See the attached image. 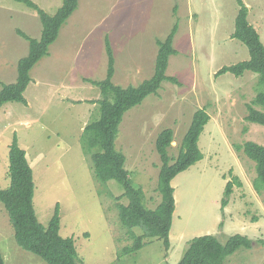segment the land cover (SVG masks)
Returning <instances> with one entry per match:
<instances>
[{
	"label": "rangeland",
	"instance_id": "374dc122",
	"mask_svg": "<svg viewBox=\"0 0 264 264\" xmlns=\"http://www.w3.org/2000/svg\"><path fill=\"white\" fill-rule=\"evenodd\" d=\"M54 1L38 3L54 13ZM80 1L65 26L70 34L64 47L32 70L28 103L11 101L0 107V187L10 185L9 151L16 135L34 171L39 220L47 226L59 204L60 234L74 237L87 264H177L194 237L213 234L226 242L236 233L250 237L252 247L238 249L225 264H264V190L254 187L255 162L236 149L248 140L264 145V125L246 119L247 105L260 88L259 75L250 70L241 76L216 75L223 66L250 57L248 47L232 38L237 0ZM244 2L264 42V0ZM176 23L177 54L170 57L167 75L180 84L164 81L158 93L128 110L116 139L133 182L145 192L144 203L162 215L157 136L173 128L170 154L177 157L194 112L206 107L212 115L199 140L204 158L172 180L176 209L167 249L163 239L152 236L129 212L123 185L95 158L102 151V135L86 126L100 118L95 100L105 93L77 78H106L108 37L116 60L113 82L139 84L154 73L157 39H164ZM18 30L40 38L38 12L24 2L0 0V90L16 80L18 61L29 52V41ZM140 63L143 69L138 71ZM235 176L242 184H234L223 206L226 184ZM137 240L142 245L134 250ZM0 248L5 264H49L18 244L1 201Z\"/></svg>",
	"mask_w": 264,
	"mask_h": 264
},
{
	"label": "trees",
	"instance_id": "16d2710c",
	"mask_svg": "<svg viewBox=\"0 0 264 264\" xmlns=\"http://www.w3.org/2000/svg\"><path fill=\"white\" fill-rule=\"evenodd\" d=\"M17 1L24 2L38 12L42 22V33L40 38H34L18 30L19 34L29 41V52L18 61L16 80L2 85L0 107L11 101L28 103L25 91L33 79L32 69L49 54L50 46L58 39L62 27L79 5V0H63L57 11L51 14L33 0ZM237 3L239 9L232 38L240 40L248 47L250 57L235 64L223 66L216 72V75L231 72L236 76H241L246 70L259 75L260 88L254 99L247 105L246 119L264 125V42L257 28L249 20L247 4L244 0H237ZM177 29L178 23L164 39H157L158 53L154 73L140 84L124 87L113 82L115 57L108 37L106 39L108 56L106 78L100 81L85 78L102 87L105 93L104 98L97 100L100 103V118L86 126L87 130H99L102 135V151L96 153L95 158L104 163L110 178L123 185L124 195L128 198L129 212L149 229L152 236L163 239L167 249L170 247L169 234L176 209L175 188L172 180L204 158L199 140L211 119L210 113L206 107L194 112L177 157H173L169 151L175 140L173 128H165L157 136L156 148L162 161L159 179L165 195L162 215L144 203L145 192L142 186L133 182L130 171L126 168L127 158L122 151L117 149L116 139L123 117L128 110L141 104L150 94L158 93L164 81L180 84L176 76L167 75L170 57L177 54V49L174 47ZM236 149L243 150L255 162L257 176L254 179V187L261 192L264 190V145L248 140L243 144H236ZM9 176L10 185L6 188L0 187V201L8 211L18 244L39 255L49 264H87L79 256L74 237H64L60 234L59 204L56 205L55 212L47 226L39 220L34 204V171L28 160L27 152L20 146L16 135L10 145ZM235 183L242 184L237 176L234 180L227 182L225 197L222 200L223 206L228 204V197ZM252 243L250 237L241 233L231 235L226 242L220 241L213 234L196 236L189 241L187 249L177 264H225L228 256L240 248L252 247ZM141 245L142 241L137 240L133 249H138ZM0 264H5L1 248Z\"/></svg>",
	"mask_w": 264,
	"mask_h": 264
},
{
	"label": "crops",
	"instance_id": "0c3cea01",
	"mask_svg": "<svg viewBox=\"0 0 264 264\" xmlns=\"http://www.w3.org/2000/svg\"><path fill=\"white\" fill-rule=\"evenodd\" d=\"M34 1V0H33ZM35 3H37L40 7H41V5H40V3H38V0L37 1H34ZM55 2V1H54ZM81 3V1L79 0V4ZM55 4H56V6L59 8L61 5H62V3H61V1L60 0H58L57 2H55ZM56 7V8H57ZM78 7H79V5H78ZM42 8V7H41ZM78 9V8H77ZM45 10V9H44ZM56 11H57V9H55ZM55 11V12H56ZM48 12V11H47ZM54 12V13H55ZM49 13V12H48ZM75 13V12H74ZM73 13V14H74ZM51 14H53V13H51ZM72 14V15H73ZM72 17V16H71ZM70 17V18H71ZM69 18V19H70ZM69 19H68V21L66 22V24L62 27V29H61V31H60V34H59V36H58V39L50 46V49H49V54L47 55V56H45V57H51V54L53 53V52H59L63 47H64V45H63V43H64V41L66 42V40H67V38H68V36H69V34H70V30L68 29V28H65V26L66 25H68V22H69ZM251 22V21H250ZM252 23V22H251ZM255 26V25H254ZM68 29V30H67ZM258 30V29H257ZM260 33V32H259ZM169 34V33H168ZM61 35H64L63 36V39L64 40H62L59 44H57L56 46H55V44L56 43H58L60 40H59V38H60V36ZM59 40V41H58ZM58 41V42H57ZM36 66V65H35ZM139 68L137 69L138 71H140V70H142L143 69V64L142 63H140V65L138 66ZM34 69V68H33ZM32 69V70H33ZM107 69H108V67H107ZM32 72V71H31ZM115 74H116V60H115V73H114V76H113V81H114V77H115ZM127 75H128V73H127ZM152 76V75H151ZM86 78H88V79H91V78H89V77H86ZM150 78V77H149ZM148 79V78H147ZM32 80H34V78L32 79ZM77 80H78V82H83V84L85 83V82H90V83H92L91 81H87L86 79L84 80H82L81 78H80V76H78V78H77ZM80 80V81H79ZM94 80V79H93ZM127 82H130V81H128L129 79H125ZM145 80V79H144ZM143 80V81H144ZM32 82V81H31ZM115 82V81H114ZM141 83V82H140ZM139 83V84H140ZM128 85H138V84H131V83H127V84H124V85H121V86H124V87H126V86H128ZM29 86V85H28ZM26 92V91H25ZM154 94V93H153ZM150 95H152V94H150ZM149 95V96H150ZM147 98V97H146ZM91 99V98H90ZM100 98H98V100H99ZM92 100V99H91ZM93 100H95V99H93ZM28 101V100H27ZM79 101H83V100H78V102ZM98 104H99V106H100V103L97 101V100H95ZM87 102V101H86ZM144 102V101H143ZM142 102V103H143ZM141 103V104H142ZM140 105V104H139ZM138 106V105H137ZM209 112V111H208ZM210 113V112H209ZM210 116H211V119H210V121L212 120V115H211V113H210ZM169 151H170V148H169Z\"/></svg>",
	"mask_w": 264,
	"mask_h": 264
}]
</instances>
